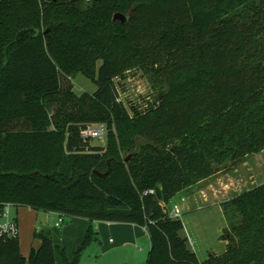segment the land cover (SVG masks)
I'll return each mask as SVG.
<instances>
[{"label":"trees","instance_id":"16d2710c","mask_svg":"<svg viewBox=\"0 0 264 264\" xmlns=\"http://www.w3.org/2000/svg\"><path fill=\"white\" fill-rule=\"evenodd\" d=\"M134 68L163 91L131 119L115 79ZM77 75L97 91L64 92ZM93 124L106 147L82 140ZM262 150L264 0H0V221L10 204L88 228L70 253L36 231L28 263L0 238V264H78L95 221L144 227L146 264H264V183L221 204L227 249L203 263L163 208Z\"/></svg>","mask_w":264,"mask_h":264},{"label":"rangeland","instance_id":"374dc122","mask_svg":"<svg viewBox=\"0 0 264 264\" xmlns=\"http://www.w3.org/2000/svg\"><path fill=\"white\" fill-rule=\"evenodd\" d=\"M187 75L188 73H182L180 77L183 78ZM62 80L64 92L71 87L72 92L78 97L85 93L94 94L97 91V85L83 75H77L74 78L63 77ZM115 82L118 87L119 99L124 104L131 119H134V111L146 112L163 91L152 75L140 68L125 71L115 79ZM65 96L66 94H61L50 99L52 103L50 105V119L55 116L61 104H64ZM104 125L107 128V137L104 140L90 141L91 146H107L110 129L108 125ZM112 130L117 131L115 124L112 125ZM204 181H199L176 195L168 203V209L178 203L180 197L193 195L209 185L213 187V193L217 196L215 198L217 203L227 202L260 186L264 183V150L249 156L245 161L239 163L235 169H226L209 178L207 184L203 183ZM217 203L211 202V204L205 205L197 203L190 209H184L182 213L181 220L185 227L183 235L189 239V243H194L191 249L195 251L200 263L207 260L211 254L222 255L227 249L228 242L221 240V236L227 229L228 222L221 205ZM37 214V217H35L30 210L15 206L10 210V217L18 219L21 252L27 263L32 248L37 245L34 244V233L53 225L58 219L57 216L54 219L49 218L48 213L45 212ZM64 221L61 228L69 225L67 233H65L66 241L72 242L69 239L73 235L80 240L82 236L86 235L88 228L85 222L69 218H64ZM72 223L74 225H71ZM98 224L94 223L93 228ZM106 237L107 235H99L98 240L90 244L82 253L78 264H146L151 247L148 236L144 237L143 241H140L134 247L126 246L118 249L115 248L117 246L116 238L113 235ZM111 238L112 241H110ZM69 245L71 246V243Z\"/></svg>","mask_w":264,"mask_h":264},{"label":"crops","instance_id":"0c3cea01","mask_svg":"<svg viewBox=\"0 0 264 264\" xmlns=\"http://www.w3.org/2000/svg\"><path fill=\"white\" fill-rule=\"evenodd\" d=\"M208 180L209 179H207L203 183L207 184ZM215 198H217V196L213 193V187H212V185H209L207 187H204L203 189H200L198 192H196L193 195H190L187 197H184V196L180 197L179 202L174 204V206L175 205L179 206V208L181 209V212L183 213L184 209H190V208H192V206L197 205V203H200V205L211 204V202L217 203L215 201ZM217 204L221 205L222 203H217ZM200 207H202V206H200ZM26 209L33 212L35 217H37V215H38L37 213H39L38 211H34L32 209H29V208H26ZM47 216L51 219H54V217L57 216L58 219L54 222L53 225L48 226V227L44 228V230H41V231H48V233L54 239H56L60 244H62L63 246H68L67 248H69V249H67V250L69 251V253L72 252L74 247L78 243H80L81 240L77 239V237H75V235H73V237L71 239H69L72 242L66 241L65 233H67V229L69 228V225L65 226L64 228L60 227L61 229L55 228V224L59 220V214L48 213ZM15 219L18 222V219L17 218H15ZM83 222H85V221H83ZM94 223H99L98 225H96L95 228H93L95 230V232L98 233V237H99V235H101V236L107 235V237L109 235H113L116 238V240H117L116 241L117 246L115 247L116 249L126 247V246H133L134 247L140 241H143L144 237H146V236L149 237L147 230L144 227H141L138 225L127 224V223H109V222L95 221L92 223V227H93ZM18 225H19V223H18ZM71 225H74V224L72 223ZM184 229H185V227H184ZM112 240L113 239L111 238L110 241H112ZM70 243H71V246L69 245ZM34 244H37L35 246V248H38L40 245V241L34 240ZM189 245L191 248V246H194V243L191 242V243H189ZM192 251L195 252L193 249H192Z\"/></svg>","mask_w":264,"mask_h":264},{"label":"built area","instance_id":"2783aa9c","mask_svg":"<svg viewBox=\"0 0 264 264\" xmlns=\"http://www.w3.org/2000/svg\"><path fill=\"white\" fill-rule=\"evenodd\" d=\"M80 136L84 142L92 140H104L107 137V128L103 124L89 125L83 128L80 132ZM154 190L146 191L144 195L154 194ZM168 204H164L163 208L166 214L173 219H181L182 212L179 206H172L168 209ZM13 206L7 204L0 221V238L10 237L15 238L19 236V225L16 219L10 217V210ZM64 223V217L59 215V220L55 224V228H60Z\"/></svg>","mask_w":264,"mask_h":264},{"label":"water","instance_id":"95a60500","mask_svg":"<svg viewBox=\"0 0 264 264\" xmlns=\"http://www.w3.org/2000/svg\"><path fill=\"white\" fill-rule=\"evenodd\" d=\"M114 20H119L121 22H124L126 20V18L120 14H117L115 17H114Z\"/></svg>","mask_w":264,"mask_h":264}]
</instances>
